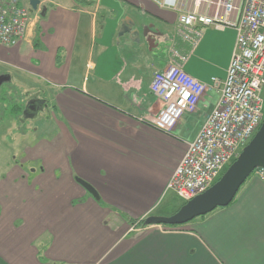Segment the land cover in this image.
Segmentation results:
<instances>
[{
    "label": "crops",
    "instance_id": "obj_1",
    "mask_svg": "<svg viewBox=\"0 0 264 264\" xmlns=\"http://www.w3.org/2000/svg\"><path fill=\"white\" fill-rule=\"evenodd\" d=\"M241 3L47 0L32 11L20 0L31 22L17 46L0 45V78L21 98L33 96L35 113L50 109L59 145L5 164L11 171L0 176V264H264L259 171L226 208L181 226L139 223L168 218L183 205L166 186L219 96L209 88L195 112L162 133L142 120L162 107L149 90L152 76L169 67L174 48L187 57L189 76L208 86L212 78L223 81ZM191 11L224 26L202 28L193 49L177 34L178 15ZM160 44L166 51H157ZM20 127L21 143L28 133Z\"/></svg>",
    "mask_w": 264,
    "mask_h": 264
},
{
    "label": "built area",
    "instance_id": "obj_2",
    "mask_svg": "<svg viewBox=\"0 0 264 264\" xmlns=\"http://www.w3.org/2000/svg\"><path fill=\"white\" fill-rule=\"evenodd\" d=\"M163 1L174 7L176 0ZM177 20L178 36L192 49L202 28L224 27L217 17L195 11L180 13ZM30 22V10L20 0H0V45L17 46ZM234 29L235 43L223 81L212 78L208 86L192 78L183 70L187 57L172 48L169 67L155 72L149 85L162 107L153 118L142 120L162 133L171 132L183 114L195 112L209 88L219 91L216 104L166 186L182 203L203 194L220 178L264 120V0H242ZM256 171L264 179V172Z\"/></svg>",
    "mask_w": 264,
    "mask_h": 264
},
{
    "label": "water",
    "instance_id": "obj_3",
    "mask_svg": "<svg viewBox=\"0 0 264 264\" xmlns=\"http://www.w3.org/2000/svg\"><path fill=\"white\" fill-rule=\"evenodd\" d=\"M41 1L47 0H28L30 9L37 11ZM45 11L46 6H43L42 15ZM121 34L122 32L119 35ZM4 81H7V79L4 78L2 80L0 78V84ZM256 170L264 172V120L253 138L209 189L184 203L174 215L168 218H148L144 221V225L181 226L196 218L203 217L216 209L226 208L231 204L243 184ZM74 180L95 200L98 199L97 193L89 184L79 178H75Z\"/></svg>",
    "mask_w": 264,
    "mask_h": 264
},
{
    "label": "rangeland",
    "instance_id": "obj_4",
    "mask_svg": "<svg viewBox=\"0 0 264 264\" xmlns=\"http://www.w3.org/2000/svg\"><path fill=\"white\" fill-rule=\"evenodd\" d=\"M167 45V44H166ZM159 45L157 47V51H166L167 46ZM264 95V94H263ZM27 105L38 103L37 100H34L33 96L27 97ZM29 102V103H28ZM34 110L30 111L31 113L26 114V118L21 117V123H25L24 127H26V134L28 133V137L26 139H21V143L17 140V129L15 126V121L10 114H7L2 120H0V176L2 173L7 175L11 171L10 168H7L5 164L8 159L16 158L18 161H21L23 158L34 157V156H46L47 154H41L40 151L44 152L45 149L52 144L58 146L59 144L56 142L57 136L55 127L52 124V121L49 117L50 109L46 110H38L35 113V109L38 107L36 105H32ZM33 112V113H32ZM35 114V115H34ZM26 120V121H24ZM22 125V124H21ZM21 128V127H20ZM30 130V131H29ZM21 132V129H20ZM44 146V147H42ZM242 150V149H241ZM10 167V166H9ZM227 169V168H226ZM225 172V170H224ZM2 182L0 181V185ZM1 187V186H0ZM173 201H178L177 197L174 196L171 198Z\"/></svg>",
    "mask_w": 264,
    "mask_h": 264
},
{
    "label": "trees",
    "instance_id": "obj_5",
    "mask_svg": "<svg viewBox=\"0 0 264 264\" xmlns=\"http://www.w3.org/2000/svg\"><path fill=\"white\" fill-rule=\"evenodd\" d=\"M26 103L27 101L25 100V98H21L20 92L14 86L4 83L0 84V120H2L7 114H10L15 121V126H21V129L24 128L26 122L21 123V120L19 119L23 115V109H25L23 117L26 118V114L28 113ZM139 223L143 225L144 221H141Z\"/></svg>",
    "mask_w": 264,
    "mask_h": 264
},
{
    "label": "flooded vegetation",
    "instance_id": "obj_6",
    "mask_svg": "<svg viewBox=\"0 0 264 264\" xmlns=\"http://www.w3.org/2000/svg\"><path fill=\"white\" fill-rule=\"evenodd\" d=\"M2 80H4V78L2 77ZM29 103V102H28ZM27 104V103H26ZM25 104V105H26ZM35 103L33 102L32 104H28V106H27V112L28 113H30V111H33L34 110V108H33V106L32 105H34ZM25 108V107H24ZM24 113H25V109H23V115H24ZM23 115L21 116V117H23Z\"/></svg>",
    "mask_w": 264,
    "mask_h": 264
}]
</instances>
